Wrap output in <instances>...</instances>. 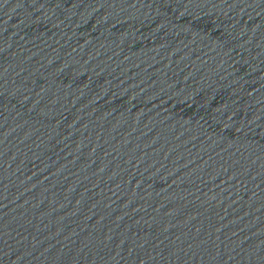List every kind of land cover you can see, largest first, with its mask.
I'll list each match as a JSON object with an SVG mask.
<instances>
[{
  "label": "water",
  "instance_id": "95a60500",
  "mask_svg": "<svg viewBox=\"0 0 264 264\" xmlns=\"http://www.w3.org/2000/svg\"><path fill=\"white\" fill-rule=\"evenodd\" d=\"M0 264H264V0H0Z\"/></svg>",
  "mask_w": 264,
  "mask_h": 264
}]
</instances>
